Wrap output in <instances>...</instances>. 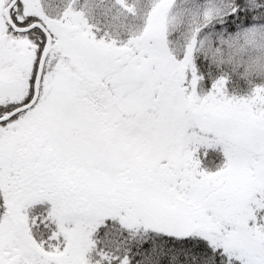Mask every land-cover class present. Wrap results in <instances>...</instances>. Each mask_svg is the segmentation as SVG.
I'll return each mask as SVG.
<instances>
[{
	"label": "snow or ice",
	"instance_id": "1",
	"mask_svg": "<svg viewBox=\"0 0 264 264\" xmlns=\"http://www.w3.org/2000/svg\"><path fill=\"white\" fill-rule=\"evenodd\" d=\"M0 264H264V0H0Z\"/></svg>",
	"mask_w": 264,
	"mask_h": 264
}]
</instances>
